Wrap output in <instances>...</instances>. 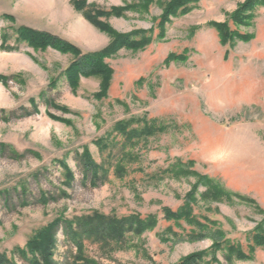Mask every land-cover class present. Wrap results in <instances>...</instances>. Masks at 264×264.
Here are the masks:
<instances>
[{
    "label": "rangeland",
    "instance_id": "obj_1",
    "mask_svg": "<svg viewBox=\"0 0 264 264\" xmlns=\"http://www.w3.org/2000/svg\"><path fill=\"white\" fill-rule=\"evenodd\" d=\"M172 1L86 0L116 32L144 31L149 41L107 57L108 74L80 77L74 89L65 73L73 54L32 47L19 29L83 52L103 49L111 36L72 0H0V253L17 264L25 263L15 249L36 235L58 264H174L191 253H202L201 264H264V245L251 240L264 227V3L242 24L233 15L246 0H193L164 17ZM218 23L232 39L222 42ZM35 105L30 116L10 117ZM129 120V130L153 120L158 129L130 140L116 130ZM85 151L106 170L95 185L78 163ZM178 161L221 184L198 185L194 220L165 218L197 179L164 173ZM99 216L125 221L124 230L102 234ZM57 220L68 222L70 238L62 225L42 233ZM198 222L222 231L218 248L210 236L190 238Z\"/></svg>",
    "mask_w": 264,
    "mask_h": 264
},
{
    "label": "trees",
    "instance_id": "obj_2",
    "mask_svg": "<svg viewBox=\"0 0 264 264\" xmlns=\"http://www.w3.org/2000/svg\"><path fill=\"white\" fill-rule=\"evenodd\" d=\"M74 2V6L76 7L77 10L81 11L83 13V16L91 22L96 28L99 30L109 34L111 36L110 43L104 47L101 50L94 51V52H83L78 46L73 44L72 42L59 37L57 35L44 32V31H39L36 29H31V28H26V27H21L19 29V37L20 40L26 41L30 46L35 47V48H53L55 50H58L62 53H70L73 54L74 59L73 61L69 64V66L66 68L65 73L67 75V79L69 81V84L71 85L72 88H77L78 82L80 77H88V76H93V75H106L109 72V68L106 66L104 63V60L107 57H110L117 53L120 49L122 48H135L139 46L140 44H145L149 41V37L146 35V32L144 31H134L130 33H119L116 32L112 26L109 23L103 22L99 19V16L101 13L96 12L92 13L89 12L87 9V2L86 0H72ZM193 0H173L168 7L165 10V15L168 13L175 12L174 10H178L181 8H184L188 3H190ZM264 3V0H246L245 3L240 6V8L234 13L233 15V20H235L238 23L247 22V20L250 18V15H247V11L249 9H254L256 6L259 4ZM117 10V9H115ZM217 29L220 32V35L222 37V42H227L228 40L233 38L234 33L229 29L228 25L226 23H218ZM108 75L105 76V84L102 87V90L97 93V95L101 97H105L107 95V90H108ZM0 79L2 81H6V77L0 76ZM21 110V114H18V111ZM37 110L36 105L33 106V110H30L28 108L22 107L21 109L17 111H12L10 112V117L15 116L14 114H18L22 117H27L30 116L34 113V111ZM36 112V111H35ZM52 116V115H51ZM55 118L54 116H52ZM134 123V120H129L127 122H120L116 125V130L120 131L121 134L125 135L126 138L133 140V138L147 135L148 133L157 130L158 126H156V121H152L148 126H145L144 128H132L129 130V126H131ZM155 124V125H154ZM133 135V138L131 137ZM98 144H101V149L102 151L105 150V146L107 145L103 141H98ZM9 150L7 146L2 147V152H6ZM13 153V152H12ZM14 154V153H13ZM129 156H132V154H128ZM78 163L80 167L82 168L83 172H86L90 176V181L92 184H97L98 181L102 180L101 178H104L106 176V170H104V167L102 165H99L94 161L92 158V155L85 151L84 154H79L78 155ZM193 162L190 161L186 165L183 162H177L174 165H171L168 169L164 170V173H171L172 171L178 172L180 171L181 173L187 175L191 174L196 176V183L194 184L195 186L193 189V192L191 194H188L186 196V200L184 205L176 210L172 211L169 208L165 209V218L167 220H173L175 222H179L182 218H188L190 220H194L193 216V203H195V198H194V193L198 189V185L204 184V185H221L217 183L215 180L209 179L206 176H201L198 172L194 171L188 166H192ZM187 166V167H186ZM117 168L119 169L120 172H122V165L118 164ZM101 182V181H100ZM19 192V195L21 196L22 199L26 200L27 194L23 192ZM25 194V195H24ZM58 194V193H57ZM53 194L44 196L43 193L40 195V197L37 199V203H45L46 201L50 199H59V198H64L65 196H68V193H61L60 195ZM5 201L7 204L10 203V194L5 195ZM23 201V200H22ZM19 202L20 205L23 203ZM26 203L28 201H25ZM29 203V202H28ZM30 204V203H29ZM101 220L102 225L106 224L105 230H101L100 232L103 234L104 232H108L110 234H115V233H120L122 230L121 225H125V221L123 220H115V221H110L106 217H97L96 224H99L98 220ZM87 223V222H86ZM85 223V224H86ZM111 223V224H110ZM132 224H140L139 219H134ZM130 223V224H131ZM118 224V225H117ZM60 225L63 226V232L67 235L68 238L71 237V233L73 232L70 229V226L68 225V222H64L57 220L52 224H49L47 228L42 231V233L47 232V235L49 236L51 233H57ZM83 223L80 224V228L82 230L87 231L88 233L95 234L98 232L97 227L94 225L90 229L86 226L83 229ZM198 230L192 231L191 237L190 238H198L199 236H210L211 238L214 239L215 246L214 248H218L223 240L222 236V231L219 228L214 229L213 226L210 228L207 226L205 223H197ZM259 231L255 232L252 235L251 240L254 242L255 245H264V227H259ZM43 240L40 239L38 235L31 239L29 243L27 244L26 248H16L14 252H16V255L19 256L21 260L25 264H58L55 260H53V252L51 251L50 246L43 245ZM242 253H240L239 256H241ZM202 262V253H191L184 258H182L180 261L174 263V264H201ZM0 264H17V262L11 260L10 257H8L4 253H0Z\"/></svg>",
    "mask_w": 264,
    "mask_h": 264
}]
</instances>
